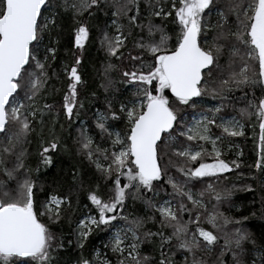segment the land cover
<instances>
[{"label":"snow or ice","instance_id":"snow-or-ice-1","mask_svg":"<svg viewBox=\"0 0 264 264\" xmlns=\"http://www.w3.org/2000/svg\"><path fill=\"white\" fill-rule=\"evenodd\" d=\"M99 11L111 21L99 36L103 111L93 113L98 132L80 124L73 146L57 128L80 120L86 106L85 13ZM61 48L68 56L53 69ZM57 80L65 86L59 108L48 102L60 91ZM237 90L246 105L240 118L219 115L223 103L190 118L187 109L203 108L204 97L223 102ZM253 118L261 147L254 168L264 190V0H0V264H61L55 253L64 241L50 225L70 220L83 195L89 213L76 224L77 246L84 250L102 226L115 229L105 247L117 264H177L173 249L182 264H264V229L250 231L248 217L218 210L230 196L221 180L241 167L223 159V145L244 137L242 121ZM33 134L40 137L35 169L25 148ZM70 152L95 172L81 162L38 184L33 171L55 167ZM138 200L151 214H125ZM149 222L159 227L148 229ZM146 243L159 255H142ZM103 255L82 252L76 264H111Z\"/></svg>","mask_w":264,"mask_h":264},{"label":"trees","instance_id":"trees-1","mask_svg":"<svg viewBox=\"0 0 264 264\" xmlns=\"http://www.w3.org/2000/svg\"><path fill=\"white\" fill-rule=\"evenodd\" d=\"M141 3L144 4V0H141ZM85 18L89 26L91 27V46H86V51L83 56V67L82 71L85 74V78L89 81V90H86L82 93V99L85 102V108L81 110V118L78 121H74L71 124L66 120H61V123L65 125L62 132L60 129L57 128V131L62 135L66 142L70 145L74 146V140L77 135H79V125L85 124V126H91L93 135H95L98 130L95 129V121L93 118V113L99 108L103 111L104 105V97L105 92L100 87V84L103 82L102 78V67L103 64L106 62V54L100 48L99 44V36L101 29H105V22L111 23L109 17L105 15L104 11L96 12L91 17H88V14L85 13ZM216 15L213 14L211 17V23L215 24L216 22ZM156 23H161V21L156 20ZM72 21L69 20L66 27H71ZM114 31V29H113ZM68 33H65V39H67ZM157 39L159 38V34H157ZM131 47V44H129ZM68 56L67 50L61 48L59 53V59L53 65V69H56L57 66H62L63 61ZM116 63H119L116 61ZM125 65H128V61L124 62ZM117 80L119 79V73L115 72L112 74ZM63 77H61L62 79ZM56 87L60 89L59 92H55L48 97V102L54 103L59 108V104L62 101V96L65 91V86L61 84L59 80L54 81ZM116 88H122L121 85L117 84ZM95 91L97 93L96 97H92L91 92ZM257 93L259 89H256ZM119 95L118 92L115 93ZM130 95V93H129ZM244 91L237 90L233 92L229 99L226 101H220L219 99H212L210 96L204 97V101L219 105L223 103L225 105L224 111L221 112L219 115H226V116H236L239 117V110L244 108L245 100ZM250 98V93H249ZM201 111H206V108H196V109H187L188 113L196 114L200 113ZM191 118V117H190ZM245 123V132L246 135L244 137H234V138H226L229 144L234 145L237 147V152L240 154L236 157L232 152H225L223 159L226 161L238 160L241 164V167L235 169L231 173L225 174V179H222L220 182V188L230 190V196L227 200L222 201L219 206L218 210L223 212L226 216L233 217L235 219H241L243 217H248L247 220L244 221L245 226L248 227L250 231L255 233L260 232L264 229V217H262L261 213L264 211V206L261 203V197L264 196V190L261 189L259 184V176L260 173L257 172L254 168V164L256 160L260 156V142H259V128L256 126L255 119L252 120H245L242 121ZM121 125H118L117 130H119ZM213 131L219 134V129H213ZM45 136L48 135L47 130H45ZM98 143L101 141L97 140ZM40 137L36 134H33L29 138V142L25 145L27 152L29 153L28 162L33 169L36 167V161L38 160V156L36 155L39 149ZM105 146H107V142H103ZM81 162L84 167H86L89 171L95 172V168L93 165H90L87 160H84L79 155L75 154L74 152L70 153H61L58 158L55 159V167L45 169L43 167L40 168L39 172L33 171L32 175L34 178L37 179L38 184H44L45 186L50 185L53 178L57 175L59 170H63L65 173L68 172L73 166H80ZM169 174L177 175L178 173L175 172V169H171ZM255 175L257 177L256 180L252 179V176ZM110 183V182H109ZM248 186H251L254 191H248ZM168 192H171V188L165 185ZM199 191V187L196 189ZM149 196L151 194H148ZM164 197V192L160 193V197L157 199H161ZM85 204H88L86 199V195L80 197V206L77 210H75L71 216L70 220H65L61 224H53L50 225L52 230L57 233L58 239H62L64 241V247L57 249L55 256L61 264H76L78 257L83 252L86 256H91L94 258L95 251H100L103 255V258H107L111 261V264H117L116 256L110 251V247H105V245L109 244L110 235L112 232L111 228H104L103 226L101 229L95 230L92 235L89 237V240L86 244L84 250H81L77 246V234H76V224L78 219L88 215L89 208L84 207ZM216 204L215 201H212L208 207L209 209ZM94 210H93V213ZM125 214H133V215H141L144 216L145 214H151V210L146 208L145 205L141 201H129L128 206L125 209ZM187 218V217H185ZM123 222H121L122 224ZM203 226L211 230V225L207 223H203ZM159 225H153L151 222L146 224V228L155 231ZM195 227V225H193ZM173 259L177 262V264H182L183 257L182 255L173 249ZM142 255H155L158 256V250L154 249V246L151 243H146L141 248Z\"/></svg>","mask_w":264,"mask_h":264},{"label":"rangeland","instance_id":"rangeland-1","mask_svg":"<svg viewBox=\"0 0 264 264\" xmlns=\"http://www.w3.org/2000/svg\"><path fill=\"white\" fill-rule=\"evenodd\" d=\"M214 106H216V105H214V104H211V103H208V102H206V101H204V106L203 107H205L206 109L207 108H211V107H214ZM199 113H196V114H193L192 115V117L191 118H195V119H198L199 118V115H198ZM85 125V124H84ZM237 147H235L234 145H232V144H229L227 141H225V143H224V145H223V151H225V152H232L233 150H234V152H232L236 157H238L240 154L237 152ZM85 216H87V215H85ZM115 231V229H112V232H111V235H112V233ZM111 235H110V239H111ZM102 259H103V256L101 257Z\"/></svg>","mask_w":264,"mask_h":264}]
</instances>
